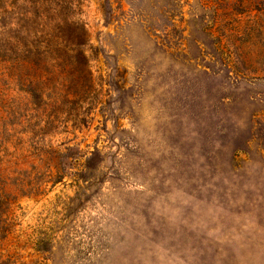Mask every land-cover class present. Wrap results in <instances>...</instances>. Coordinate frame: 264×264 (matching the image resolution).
<instances>
[{
    "label": "rangeland",
    "instance_id": "374dc122",
    "mask_svg": "<svg viewBox=\"0 0 264 264\" xmlns=\"http://www.w3.org/2000/svg\"><path fill=\"white\" fill-rule=\"evenodd\" d=\"M70 1L0 50V264H264V0Z\"/></svg>",
    "mask_w": 264,
    "mask_h": 264
},
{
    "label": "trees",
    "instance_id": "16d2710c",
    "mask_svg": "<svg viewBox=\"0 0 264 264\" xmlns=\"http://www.w3.org/2000/svg\"><path fill=\"white\" fill-rule=\"evenodd\" d=\"M0 4L6 5L0 17L12 15L9 29L0 26V50L10 55L6 63L12 71L37 70L46 59L66 61L75 52L71 46L80 44V29L74 34L78 28L65 11L73 5L70 0H0Z\"/></svg>",
    "mask_w": 264,
    "mask_h": 264
}]
</instances>
